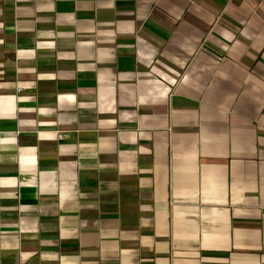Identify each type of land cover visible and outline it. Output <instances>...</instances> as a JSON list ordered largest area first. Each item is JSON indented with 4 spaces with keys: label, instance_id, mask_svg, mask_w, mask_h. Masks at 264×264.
Wrapping results in <instances>:
<instances>
[{
    "label": "crops",
    "instance_id": "0c3cea01",
    "mask_svg": "<svg viewBox=\"0 0 264 264\" xmlns=\"http://www.w3.org/2000/svg\"><path fill=\"white\" fill-rule=\"evenodd\" d=\"M0 264H264V0H0Z\"/></svg>",
    "mask_w": 264,
    "mask_h": 264
},
{
    "label": "built area",
    "instance_id": "2783aa9c",
    "mask_svg": "<svg viewBox=\"0 0 264 264\" xmlns=\"http://www.w3.org/2000/svg\"><path fill=\"white\" fill-rule=\"evenodd\" d=\"M17 91H21V88H20V87L17 88ZM66 136H67L66 133H57V137H58V139H63V138H65Z\"/></svg>",
    "mask_w": 264,
    "mask_h": 264
}]
</instances>
